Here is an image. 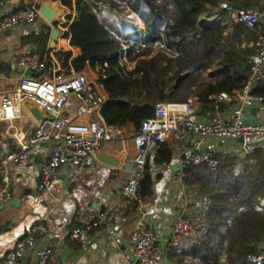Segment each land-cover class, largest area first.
Here are the masks:
<instances>
[{
    "label": "trees",
    "instance_id": "16d2710c",
    "mask_svg": "<svg viewBox=\"0 0 264 264\" xmlns=\"http://www.w3.org/2000/svg\"><path fill=\"white\" fill-rule=\"evenodd\" d=\"M58 1L74 18L66 16L67 31L54 55L60 67L55 76L80 72L87 65L107 97L100 110L104 124L131 125L136 134L157 104L198 103L209 110L214 97L238 92L250 71L253 33L230 22L225 12L205 25L199 20L220 2L264 9L259 0ZM105 11L134 26V19H126L132 14L143 29L135 27L132 36L119 38L99 18ZM49 34L44 28L24 41L35 45L36 53L46 56V68L53 69L46 49ZM215 67V74L205 78ZM158 153L160 164L170 162L165 146ZM215 158L214 168L199 165L184 170L182 184L203 202L187 216L190 232L175 249H181L188 260L185 264H253L248 258L258 254L264 242V212L255 211L264 199V155L257 151L243 159L233 154ZM152 188L151 175L144 167L138 196L149 197Z\"/></svg>",
    "mask_w": 264,
    "mask_h": 264
},
{
    "label": "crops",
    "instance_id": "0c3cea01",
    "mask_svg": "<svg viewBox=\"0 0 264 264\" xmlns=\"http://www.w3.org/2000/svg\"><path fill=\"white\" fill-rule=\"evenodd\" d=\"M259 1L264 8V0ZM43 2L60 8L63 15L56 25L50 26L40 18L35 24L16 27L0 38V73L7 76L6 80L0 81V134L3 137L0 155L21 149L35 134L37 124L23 107V103L33 102L32 99L25 96L22 103L13 99L12 91L18 84L21 72L13 65L12 58L27 53L40 55L36 53L37 47L25 42V38L39 34L44 28H48L50 34L57 29L59 36L55 49H49L50 34L46 49L50 51L49 56L55 64L53 69L60 70L54 55L60 50L61 38L67 31L66 16L74 18V13L62 6L58 0H0V17L31 6L39 7ZM219 13L221 12L216 8L210 9L209 13L199 20V24L212 22L217 19ZM124 36L128 34L123 33L119 38ZM216 71L217 67L208 70L204 75L205 78H210ZM77 74L85 75L95 83L100 102L95 117L101 118L100 110L106 103L107 97L102 86L97 82V76L87 65L80 72L71 70L70 73L57 77L61 81ZM254 92L263 94L264 84L256 87ZM191 104L194 109L201 105ZM233 104L234 102L221 101L219 104L221 114L227 115ZM6 108L12 111V116L9 118L4 114ZM74 109L75 99L70 98L65 113L73 119V123L85 124L89 121L87 118H76ZM213 114L212 108L206 110L201 105V110L196 116L200 122H207ZM261 121H264V107L256 106L246 112L247 123ZM108 131L109 139L103 143L99 155L107 157L113 164L98 156L91 167L63 166L46 191L39 190L40 167L50 154V144L45 145L43 153L26 166L11 169L12 199L8 206L0 210V260L14 249L16 243L26 238L32 226L41 223L47 232L43 237L36 238V248H49L55 251L60 256V264H127L132 258L130 235L137 219L143 215L148 226L155 232L157 244L162 250L161 264H185L188 261L183 257L181 249H175L176 247L167 249V243L171 237L170 229L174 220L178 216L187 218L203 202L184 185L178 186L174 182V174L180 166L182 157L190 154L193 149L194 137L190 134L182 137L172 136L163 144L165 149L170 150L171 159L168 164L158 162L159 149L149 155L144 167L153 181L152 194L140 198L139 191L137 200L126 204L121 191L136 168V149L132 141L136 133L131 125L123 128L110 127ZM254 142L258 145V151L264 155V137L254 139ZM206 148L214 154V157L220 154H233L239 159L244 158L239 151L237 141H212L206 145ZM1 186L0 179V188ZM103 212L107 213L105 222L87 231L86 225L95 221ZM75 228L83 230L79 240L70 238ZM16 264H36L35 253H28Z\"/></svg>",
    "mask_w": 264,
    "mask_h": 264
},
{
    "label": "built area",
    "instance_id": "2783aa9c",
    "mask_svg": "<svg viewBox=\"0 0 264 264\" xmlns=\"http://www.w3.org/2000/svg\"><path fill=\"white\" fill-rule=\"evenodd\" d=\"M218 12H225L234 24H242L254 35L253 53L251 54L250 71L244 86L233 96L225 94L214 97V114L207 122H200L191 103H160L155 106L154 114L145 120L141 131L132 138L136 149V168L125 182L121 194L126 204L137 200L140 182L144 177V166L149 155L157 151L172 136L182 137L190 134L194 137L193 149L184 156L175 171L174 182L183 186L184 170L190 166H217L214 154L206 148L212 141H237L243 157L254 156L258 145L254 139L264 137V121L246 122V112L253 107H264V93L258 94L254 89L264 84V10L236 9L235 5L220 2ZM40 19L38 7L31 6L0 17V38L16 27L31 26ZM143 47V45H142ZM13 65L21 72L16 88L12 91L13 99L20 101L28 96L39 105L45 118L36 124V132L21 149L0 155V210L8 206L12 199L10 191L12 178L10 171L14 167H24L43 153L45 145L51 146L47 160L40 167V191L49 189L51 182L57 177L60 169L66 165H78L81 168L91 167L96 153L109 139V129L101 118L95 114L100 107L96 85L87 76L77 74L63 80L55 76L56 69L46 68V58L38 54H19L12 58ZM30 72L31 75H26ZM7 76L0 73V81ZM70 98L75 99L76 118H87L85 124L73 123V119L65 113ZM221 101L234 102L229 113L220 112ZM6 118L12 116L10 108L4 110ZM3 137L0 134V145ZM258 212L264 211V200L255 206ZM107 213H100L95 221L86 225L91 231L105 222ZM41 224L32 226L25 239L16 243L0 264H16L28 253L34 252L36 264H60L58 253L49 248H36V238L46 234ZM190 232L189 222L178 216L170 229L171 237L167 249L178 246L182 237ZM83 230L75 228L70 234L72 240H79ZM132 258L127 264H161L162 250L157 244L155 232L141 215L129 239ZM253 264H264V246L258 254L250 256Z\"/></svg>",
    "mask_w": 264,
    "mask_h": 264
},
{
    "label": "water",
    "instance_id": "95a60500",
    "mask_svg": "<svg viewBox=\"0 0 264 264\" xmlns=\"http://www.w3.org/2000/svg\"><path fill=\"white\" fill-rule=\"evenodd\" d=\"M235 8L241 9V6L239 4H236ZM38 14H39V17L41 19H43L50 26L56 25L59 21V18L63 15L58 6H51L48 2H43L41 5H39ZM58 36H59V31L57 29H54L50 34V39H51V42L49 44L50 50L55 49V43L58 39ZM26 75L30 76L31 73L26 72ZM23 107L26 109V111L29 113V115L33 118V120L36 121L37 123L45 118L44 110L39 105H37L36 103L26 101L25 103H23ZM200 110H201V105L197 106L196 109H194L195 114H198L200 112ZM100 151L101 150H99L96 153L95 158H98V156H99V157H101L102 160H104L110 164H113V162L110 161L109 159H107V157H105L103 155H99V154H101ZM183 158H184V156L182 157V159ZM139 191H140V189H138L137 192L139 193ZM201 201H203L202 198H201ZM183 218H186V217L183 216Z\"/></svg>",
    "mask_w": 264,
    "mask_h": 264
},
{
    "label": "rangeland",
    "instance_id": "374dc122",
    "mask_svg": "<svg viewBox=\"0 0 264 264\" xmlns=\"http://www.w3.org/2000/svg\"><path fill=\"white\" fill-rule=\"evenodd\" d=\"M99 18L101 20H104L107 22L108 26H110L111 28H113L115 30V33L117 35H122L123 33L128 34V36H132V34L135 32L134 28L137 27L138 30L139 29H143L141 21H138L134 15H130L128 16L126 19H134L135 23L134 26L131 24L127 25L125 24V22H123L124 18H122L121 16H119V18L115 15V13H111L108 11H105L103 14H99ZM120 32L119 34L117 32ZM124 31V32H123ZM129 32H132L131 34H129Z\"/></svg>",
    "mask_w": 264,
    "mask_h": 264
}]
</instances>
